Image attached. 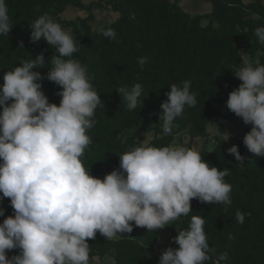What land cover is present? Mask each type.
Returning <instances> with one entry per match:
<instances>
[{"label":"clouds","instance_id":"obj_1","mask_svg":"<svg viewBox=\"0 0 264 264\" xmlns=\"http://www.w3.org/2000/svg\"><path fill=\"white\" fill-rule=\"evenodd\" d=\"M29 27L31 42L43 40L57 54L46 77L33 70L45 65L40 54L5 72L0 85V200L9 198L13 209V215L0 223V264H90L88 239H95L97 232L111 241L134 227L161 230L188 216L193 199L231 205L232 185L225 182L228 169L212 166L198 150L185 146L141 145L121 154L119 167L103 179L92 176L82 158L93 143L88 132L96 124L95 110L102 99L87 67L73 58L80 42L47 13ZM12 28L6 0H0V36H9ZM102 34L117 38L112 28ZM254 34L264 45V26ZM137 61L143 68L147 58ZM233 75L242 83L229 93L226 107L252 125L243 144L253 156L264 157V64L245 60ZM45 78L60 87L59 105L50 103L43 91ZM191 86L185 79L165 94L159 114L165 134L186 106H196ZM143 91L136 83L116 92L127 109L134 110ZM224 133L223 142L230 135ZM227 152L245 163L237 145ZM245 215L237 211L236 220L243 224ZM0 216H5L2 207ZM204 224V218L192 216L188 228L173 237L178 247H167L158 264L212 260L216 249L209 246ZM14 249L19 254L9 256ZM227 258V252L220 253L213 264ZM111 264H117L115 255Z\"/></svg>","mask_w":264,"mask_h":264},{"label":"trees","instance_id":"obj_2","mask_svg":"<svg viewBox=\"0 0 264 264\" xmlns=\"http://www.w3.org/2000/svg\"><path fill=\"white\" fill-rule=\"evenodd\" d=\"M205 1L211 10L198 13L187 11L178 0H6L13 28L9 36H0V85L5 72L19 66L21 60H35L40 54L45 65L33 70L46 77L49 62L57 53L43 40L30 41L29 26L39 16L47 13L80 42L73 58L87 67L102 99L95 110L96 124L88 132L93 143L82 158L92 176L103 179L119 167V156L132 148L182 146L175 138L183 136L213 142L212 149L201 150L202 158L229 171L225 182L232 185L231 205L193 199L188 216L161 230L134 227L131 233L111 241L97 232L95 239H88L90 263L115 255L117 264H158L161 253L151 252L161 245L162 236L167 234L178 247L173 240L177 230L187 229L191 217L200 216L205 220L209 246L216 249L206 264H213L223 252L228 258L221 264H264V157L253 156L243 144L252 125L240 133L228 132L229 139L223 142L235 114L216 107L226 103L229 93L242 83L233 75L236 68L245 60L254 66L257 61L264 64V55H257L258 50L264 51V45L254 34L257 27L264 26V0ZM69 8L86 14L66 18ZM99 10L114 12L113 21L95 24ZM108 28L116 31L115 40L102 34ZM138 57L147 58L143 68ZM185 79L192 81L197 104L186 106L173 122L172 131L165 134L159 121L160 105L167 99L170 86ZM41 83L49 102L59 105L60 87L46 78ZM136 83L144 89L141 103L128 110L116 91ZM211 123H216L215 134L208 130ZM145 133L153 136L143 143L140 138ZM232 145H237L246 158L243 165L227 152ZM0 207L13 211L9 198L1 200ZM237 211L246 214L243 224L236 220ZM4 218L0 216V223ZM16 254L18 249L8 253Z\"/></svg>","mask_w":264,"mask_h":264},{"label":"rangeland","instance_id":"obj_3","mask_svg":"<svg viewBox=\"0 0 264 264\" xmlns=\"http://www.w3.org/2000/svg\"><path fill=\"white\" fill-rule=\"evenodd\" d=\"M178 1H179V4L181 6H183L184 9H187V11H189V12L205 13V12H208L211 10V4L205 0H178ZM95 13H96L95 24H97V25H100L102 23L105 24V22L109 23V22L113 21L112 16L115 17V15H116L111 10H109V11L99 10ZM85 14L86 13H84L83 11H79L75 8H69L65 12L64 16L66 18H69V19L72 18L73 19L78 15H85ZM216 107L222 112H226L228 110V108L226 107V103L216 104ZM232 123L233 124H231V126H229L227 128V132H230V134L240 133L242 130H244L246 128L245 126H247V127L250 126V124L245 125L241 118H240V120H234ZM208 130H209V132L215 134L217 132L216 123H214V125H213V123H211L209 125ZM142 135L143 136H141L140 139L143 143H146L152 138L153 133H150L148 135H146V133H145ZM175 140H176V143L180 142L182 144V146H185L187 148L190 147L192 149H196L199 152H201V150H210L214 146L213 142L212 143L207 142L203 138H197V139L190 140L189 136H183L181 139H178V137H176ZM9 215H13V211H5L4 217L6 218ZM161 240H162L161 245L156 250L151 252L152 255H157L158 253H162L167 247H172L174 249L177 248V246L173 242H170L167 234L162 236ZM90 264H111V258L108 256L105 257L104 259L96 258Z\"/></svg>","mask_w":264,"mask_h":264},{"label":"crops","instance_id":"obj_4","mask_svg":"<svg viewBox=\"0 0 264 264\" xmlns=\"http://www.w3.org/2000/svg\"><path fill=\"white\" fill-rule=\"evenodd\" d=\"M85 2H88V1H90V0H84ZM242 119V118H241ZM234 120H240V117H237L236 115L234 116V118H233V121ZM232 121V122H233ZM233 124V123H232ZM245 127H247V126H245ZM235 131V130H234Z\"/></svg>","mask_w":264,"mask_h":264}]
</instances>
